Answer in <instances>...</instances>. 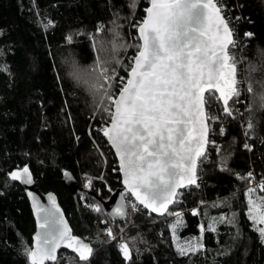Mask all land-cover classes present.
<instances>
[{
  "label": "trees",
  "instance_id": "obj_1",
  "mask_svg": "<svg viewBox=\"0 0 264 264\" xmlns=\"http://www.w3.org/2000/svg\"><path fill=\"white\" fill-rule=\"evenodd\" d=\"M214 1L233 30L235 52L243 56L246 72L252 73L248 84L256 78L254 90L256 86L264 90L260 87L264 59L258 56L264 50V0ZM128 2L0 0V264H30L24 248L31 247L34 218L23 188L7 175L25 164L39 189L55 192L72 232L92 246L87 261L66 249H60L58 256L71 254L78 264H264V243L247 217V184L237 175L253 171L260 179L264 170V107L258 105L256 111L254 105L249 107L253 96L245 81L235 107L253 112V132L245 137L241 117L224 121L223 134L220 121L209 120V143L205 158L198 162L197 184L182 188L177 203L169 207L183 214L179 237L200 238L203 248L198 252L179 255L170 238L169 217L153 215L140 205V212L132 214L123 233L130 246L126 261L118 241L104 233L106 225L101 218L106 215L90 209L92 196L71 194L61 183L62 173L68 170L80 188L79 175L88 173L95 177L89 194L103 199L121 186L114 153L97 131L91 107L67 74L63 60L71 56L82 66L92 62L94 50L87 33L103 27L114 11L125 17L130 12ZM148 3L139 0L142 19ZM246 32L252 35L245 37ZM69 33L77 35L67 46ZM122 72L125 75V69ZM218 107L213 97L206 110L215 115ZM94 139L107 146L105 168L96 165ZM245 143L252 149L246 150ZM224 156L227 167L221 166ZM128 198L134 200L130 195ZM222 213L234 215V223L217 222L215 231L210 230V219ZM128 216L127 211L125 218ZM124 219L108 221L117 224Z\"/></svg>",
  "mask_w": 264,
  "mask_h": 264
},
{
  "label": "snow or ice",
  "instance_id": "obj_2",
  "mask_svg": "<svg viewBox=\"0 0 264 264\" xmlns=\"http://www.w3.org/2000/svg\"><path fill=\"white\" fill-rule=\"evenodd\" d=\"M145 13L142 21L134 25L137 51L127 62L125 75L119 71L124 61L118 53L131 45L122 42L115 23L114 30H110L113 54L109 59L98 60L90 70L81 69L71 56L65 62H70V75L77 83H83L92 97L93 123H97V131L115 151L124 193L134 198L132 209L142 205L163 216L170 213L169 205L177 203L179 189L197 184L198 162L205 158L209 143L208 121L219 120L223 134L224 121L241 116L235 104L242 95L243 82L237 79V62L231 54L236 45L233 30L213 0H149ZM75 35H66L67 46L74 42ZM258 56L264 59V50ZM260 87L264 89V83ZM114 89H118V94ZM247 90L253 96L249 107H264V90L257 93L251 83ZM213 97L219 105L215 115L206 110ZM241 127L246 138L254 130L250 121L245 124L241 120ZM212 143L215 146V141ZM244 148L251 150L252 145L245 143ZM221 166L227 167V156L222 158ZM7 175L13 181L32 183L27 165ZM237 175L248 185L244 193L247 217L264 243V170L259 182L253 171ZM85 180L84 187H91V178ZM124 193L112 214L127 216ZM29 196L37 227L32 246L24 248L30 264H55L61 245L78 253L81 261H87L92 251L89 244L72 234L55 198L49 194L45 205L32 193ZM91 207L101 210L98 204ZM191 211L197 213L196 208ZM172 215L175 220L169 228L178 254L186 256L202 249L198 237L183 244L175 240L183 214L177 211ZM234 221V215L222 213L209 221L208 228L215 231L217 222ZM105 232L112 240L117 239L111 228ZM118 247L128 260L130 246L120 242Z\"/></svg>",
  "mask_w": 264,
  "mask_h": 264
},
{
  "label": "rangeland",
  "instance_id": "obj_3",
  "mask_svg": "<svg viewBox=\"0 0 264 264\" xmlns=\"http://www.w3.org/2000/svg\"><path fill=\"white\" fill-rule=\"evenodd\" d=\"M129 2V9L130 12L125 15H122L121 12L118 11H114L112 14V18L109 22H107L103 27H100V31L97 32V30L94 33H87V37L90 40V44L93 47L94 50V57L92 62H90L89 64L82 66L78 63V61L76 60V58L71 57L72 60H74L76 62V64L84 70H90L92 68V66L98 61H102L105 59H109L112 56V42H113V31L110 30H114V23L115 25H117L119 27V32L121 34V38H122V42H126L127 45H131V47H127L125 50H121L119 51L118 55L120 56V58L124 61V66H122L119 71L122 75V71L127 67V62L129 60L132 59V57L135 55V52L137 51L136 48V44L138 43L137 40V35L135 32L136 28L134 27L135 24H138L140 21H142V18L140 16V14H138V4H139V0H128ZM134 5V6H133ZM93 37L95 39H93ZM237 44V43H236ZM236 46V45H235ZM235 46L231 48V54L234 56L235 61L237 62V68H238V73H237V79L241 82L244 83L245 81V85L247 86L248 89V81L252 79V73H247L246 71V67L244 66L246 63L243 59V56L238 55V52H235ZM133 50V51H132ZM132 51V52H130ZM69 56L65 57L64 61V66L66 67V71L67 74L69 75L70 79L80 87V89L83 91L84 95H85V101H87V103L90 105H92L93 100L92 97L87 89V87L83 84V83H77V81L72 77V75H70L71 72V67H70V62L66 63L65 60L66 58H68ZM263 82V79H261V83ZM256 83V84H255ZM253 85H258V79H253ZM248 91V90H247ZM114 92L118 93V89H114ZM256 92H260L259 91V86H256ZM252 98V97H251ZM253 99V98H252ZM259 104L254 105L255 107V111L257 110ZM239 109V108H238ZM92 110V107H91ZM239 112L241 114V120H243L245 122V124L250 121L252 119V113L251 111L247 110V107L243 108V109H239ZM241 123V122H240ZM253 124V123H252ZM94 143V148H95V154L98 160V163L96 164L97 167L100 165L102 168L107 167L108 165V151H107V146L103 143H101L98 140H93ZM85 177H89L91 178V187L89 188H85L84 184L86 182ZM95 179L94 176L88 174V173H83L79 175V184H80V188L78 185V188L76 190V194L80 195V196H92L91 197V203L89 204L90 209L95 212L96 214H102L104 213L103 211V207L101 205V202L97 199V196H93L92 194H89V192L91 191L92 187H93V180ZM100 180L101 176L99 177ZM256 179V178H255ZM257 182H259L260 179H256ZM78 183V182H77ZM107 186V185H105ZM248 187V185H247ZM107 188V187H106ZM113 192V190L110 191L109 195ZM124 193V192H123ZM128 193H124V197L126 198L125 203L127 204V210L129 213V216L127 217V219L125 218L123 220V223H117L114 224L112 221H108V217L103 216L101 218L102 223H105L106 228H111L112 232L114 233L115 237L117 238L115 241H118V243L120 242H125L127 243V239L125 241V237L123 235L125 229L127 227H129V218L132 216V214L134 213H138L140 212V208L133 210L131 207V201L128 198ZM257 195H259V192H257ZM108 198V196H107ZM105 198V199H107ZM220 201V199L218 200ZM93 204H98L100 206V211L97 212L95 210H93V208L91 207V205ZM247 204V201H246ZM247 205H246V211H247ZM177 211L181 212V210H170V213L167 214V218L169 217V223L168 226L170 224H173L175 217L172 215V213H176ZM105 214V213H104ZM211 220V219H210ZM181 226V225H180ZM179 226V227H180ZM179 227L176 229V233H175V240L177 242H179L180 244H183L184 241L186 240H190L193 238H197V237H187V238H182L179 237L178 235V229ZM117 228V230H116ZM169 232H170V238L172 240V242L174 243V237H173V233L171 231V229L169 228ZM105 233V231H104ZM99 233L96 232V235L98 236ZM100 235V234H99ZM101 236V235H100ZM117 243V244H118ZM128 244V243H127ZM174 246L176 248V245L174 243ZM118 247V245H117ZM119 249V247H118ZM120 251V249H119ZM121 252V251H120ZM124 257V256H123ZM126 260V259H125ZM127 261V260H126ZM78 264L77 258H75L73 255L68 254V253H60L58 258H57V264Z\"/></svg>",
  "mask_w": 264,
  "mask_h": 264
},
{
  "label": "water",
  "instance_id": "obj_4",
  "mask_svg": "<svg viewBox=\"0 0 264 264\" xmlns=\"http://www.w3.org/2000/svg\"><path fill=\"white\" fill-rule=\"evenodd\" d=\"M213 2L214 3H216L214 0H213ZM148 6H149V3H148ZM147 6V7H148ZM146 7V8H147ZM145 15H146V13H145ZM221 15H222V13H221ZM223 16V15H222ZM223 18H224V16H223ZM225 19V18H224ZM226 21V20H225ZM136 33H137V31H136ZM137 36H138V33H137ZM118 94V93H117ZM103 136V135H102ZM104 138V137H103ZM105 140H106V138H104ZM106 142H107V140H106ZM108 143V142H107ZM109 145V144H108ZM110 146V145H109ZM206 146H207V144H206ZM111 147V146H110ZM112 149V148H111ZM112 151H113V153H114V156H115V151H114V149H112ZM115 158H116V160H117V165H118V170H119V161H118V158L115 156ZM25 165H27V164H25ZM24 165V166H25ZM24 166H22V167H15V168H13L12 170H16V169H18V168H23ZM28 166V165H27ZM11 170V171H12ZM30 170V169H29ZM30 173H31V171H30ZM65 173H67V175H65ZM31 175H32V173H31ZM120 178H121V186H119V187H117L109 196H108V198L107 199H103V198H101L100 196H97V199L101 202V205H102V207H103V211H104V213H105V215L108 217V218H110V219H113V220H122V219H124L126 216H117V215H115V214H112V209L117 205V202H121L122 201V196H121V194L124 192V189H123V184H122V176L120 175ZM196 180H197V175H196ZM60 181H61V183L66 187V189L71 193V194H75V192H76V190H77V188H78V183H77V181H76V179L74 178V176L71 174V172L70 171H68V170H65L63 173H62V176H61V179H60ZM16 182H18L19 184H20V186L23 188V191H24V193H25V195H26V197H27V199H28V202H29V205H30V209H31V212H32V216H33V218H34V223H35V229H34V231H33V233H32V235H31V246H32V244H33V236L36 234V232H37V227H36V217H35V215H34V213H33V210H32V199L30 198V196H29V193H32V195L33 196H35L36 197V199L37 200H39V202L40 203H42V204H45V205H47V203H48V196H49V194H51L54 198H55V200H56V204H57V206L60 208V211H61V213L63 214V217H64V220L67 222V224H68V226H69V228H70V230H71V232H72V228H71V226H70V224H69V222H68V220H67V218H66V216H65V214H64V211H63V209H62V207H61V205H60V203H59V201H58V198H57V196H56V194H55V192H53V191H46V192H43L41 189H39L38 188V186H37V184H36V182L34 181V178H33V176H32V183L31 184H28V183H25V182H21V181H16ZM193 185H196V184H193ZM187 187V186H186ZM184 188V187H183ZM182 189V188H181ZM181 189H179L178 191H180ZM134 199V198H133ZM125 202V201H124ZM138 203V202H137ZM142 206V205H141ZM171 205H169V207H170ZM143 207V206H142ZM147 210V209H146ZM126 211H128L127 210V207H126ZM149 213H151L149 210H147ZM151 214H153V215H157V216H162V215H160V214H157V213H151ZM72 234L73 235H75V236H77V237H79V238H81L85 243H88L89 244V246H90V248H91V250H92V246H91V244L88 242V241H86L84 238H82V237H80V236H78V235H76V234H74L73 232H72ZM60 249H66V250H68L69 252H72V253H74L75 255H76V257L78 258V259H80V257H79V254L78 253H76V252H74L72 249H69V248H67V247H65L64 245H61V247L60 248H58L57 249V258H58V251L60 250ZM91 253H92V251H91ZM91 253L88 255V258L91 256ZM29 261V260H28ZM46 262H48V263H50V264H53V262H51V261H46ZM29 263H30V261H29ZM55 264H57V260H56V262H55Z\"/></svg>",
  "mask_w": 264,
  "mask_h": 264
},
{
  "label": "built area",
  "instance_id": "obj_5",
  "mask_svg": "<svg viewBox=\"0 0 264 264\" xmlns=\"http://www.w3.org/2000/svg\"><path fill=\"white\" fill-rule=\"evenodd\" d=\"M233 38H234V36H233ZM117 245H119V243Z\"/></svg>",
  "mask_w": 264,
  "mask_h": 264
}]
</instances>
